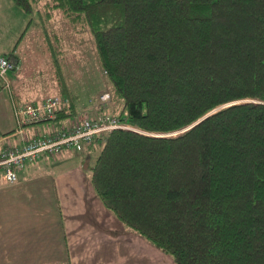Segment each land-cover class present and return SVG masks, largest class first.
<instances>
[{
    "label": "trees",
    "instance_id": "obj_1",
    "mask_svg": "<svg viewBox=\"0 0 264 264\" xmlns=\"http://www.w3.org/2000/svg\"><path fill=\"white\" fill-rule=\"evenodd\" d=\"M41 1L14 0L91 30L132 127L99 142L103 204L177 264H264V0ZM57 73L61 126L78 112Z\"/></svg>",
    "mask_w": 264,
    "mask_h": 264
},
{
    "label": "crops",
    "instance_id": "obj_2",
    "mask_svg": "<svg viewBox=\"0 0 264 264\" xmlns=\"http://www.w3.org/2000/svg\"><path fill=\"white\" fill-rule=\"evenodd\" d=\"M12 73L11 92L0 93V151L51 135L101 109L98 104L88 107L95 97L61 126L47 121L20 130L13 100L30 101L16 90ZM38 100L44 99L32 102ZM98 150L95 141L84 150H74L78 152L74 158L65 152L73 149H63L55 157L29 160L14 184L4 182L0 174V264H162V250L128 229L97 195L90 168ZM67 158L72 159L70 164L54 168Z\"/></svg>",
    "mask_w": 264,
    "mask_h": 264
},
{
    "label": "rangeland",
    "instance_id": "obj_3",
    "mask_svg": "<svg viewBox=\"0 0 264 264\" xmlns=\"http://www.w3.org/2000/svg\"><path fill=\"white\" fill-rule=\"evenodd\" d=\"M44 3L45 0H42L37 5L40 11L44 10ZM31 17L33 21L29 25ZM15 47L20 62L12 76H16V90L23 93L24 99L32 102L35 99L61 96L62 88L57 73L59 66L69 91L75 95L78 112L90 100L98 97L88 107L98 104L95 106L109 109V114L120 119L122 104L120 101H113L112 84L100 63L95 39L89 28L76 32L61 10L55 11L51 21L44 22L37 13L28 15L14 0H1L0 55L14 51ZM105 93L111 95L106 104L100 101ZM65 152H71L72 158L78 155L74 150ZM55 156L58 155L51 157ZM71 160L64 159L61 165L55 163L54 168L65 167ZM93 163L92 161V166ZM162 252L165 255L162 264H177L171 255L163 250Z\"/></svg>",
    "mask_w": 264,
    "mask_h": 264
},
{
    "label": "built area",
    "instance_id": "obj_4",
    "mask_svg": "<svg viewBox=\"0 0 264 264\" xmlns=\"http://www.w3.org/2000/svg\"><path fill=\"white\" fill-rule=\"evenodd\" d=\"M16 69V64L6 55L0 56V93L12 90L10 74ZM110 93L100 97L102 103H107ZM15 115L19 129L23 130L29 124L44 122L55 116L59 110L68 106V100L56 95L34 102L17 103L13 100ZM97 115H84L79 123L61 127L51 135L37 137L31 141L15 144L0 151V170L2 178L7 184H14L18 180L19 169L29 160L39 158L44 154L55 155L63 149L83 150L95 141L105 142L107 136L115 129H132L118 117L97 109Z\"/></svg>",
    "mask_w": 264,
    "mask_h": 264
}]
</instances>
